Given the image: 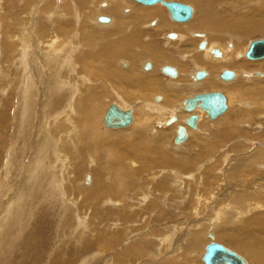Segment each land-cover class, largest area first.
I'll list each match as a JSON object with an SVG mask.
<instances>
[{"label": "rangeland", "instance_id": "1", "mask_svg": "<svg viewBox=\"0 0 264 264\" xmlns=\"http://www.w3.org/2000/svg\"><path fill=\"white\" fill-rule=\"evenodd\" d=\"M57 1L58 0H0V264H61L62 262H63V264H70V263L71 264H98L101 259L108 262L109 259L106 257V254H108L107 252H111V253L113 251L115 252L117 250V248H119L118 245L121 244L120 242L123 241L122 246H121V247H123L124 245L129 243L130 239L132 240V241H130V244L132 242H133V245L140 243V246H143V250L139 251V254L141 256L138 253L136 255V256H138V255L140 256L139 257L140 261L136 262V257H135L134 258V264H204L202 262V255H203L204 249L207 245L206 243H208L206 240L207 239L209 240L205 229L207 228V231L210 233L211 228H213V224H212V226H209V227L207 226V224L210 221L219 222L218 225H221L223 223L225 224V228L219 227L215 231V233L213 232V229H212L213 233L211 232V234H214V237L216 239H218L222 236H223L222 237L223 240L228 238V236H225L227 233L234 235V236L237 235L236 237L240 238L238 240H239V242H241L242 246L240 248H236L234 246V244H231L229 242L226 243L225 241H220L219 239L216 241L218 244H221L222 246H225L229 250L240 255L241 257H243L247 261L248 264H260V261H259L260 257L254 256L255 255L254 252L257 251L258 253H260V255L262 257L261 258V264H264V256H262V255H264V242H254L253 237L252 236L251 237L250 236L249 237L244 236L243 233L241 232V230L242 231H244V230L240 228V227H243V228H245V230L250 229V234H252L254 232V234L256 235V233H257L256 236H258V237H254L256 239L257 238L258 239H260V238L264 239V190H263V187H264V154L260 155L261 157L257 156V158L255 160H253L254 162L249 160L252 157L251 154L249 156V159L247 157V155H248L247 152L251 153V151L253 150L252 148L254 147V144L256 146L264 145V143H262L264 141L260 140L261 139L260 136H262V137L264 136V134H262V132L264 133V117H262V115H264V98H263V102H261V103H256V102L251 101L250 99H247V98H241L242 96L241 97L238 96L237 99H234V95L239 94V93H236L234 90L238 91L240 89H244L243 87H246V89H247V88H251V86L254 87L256 90H259V87H264V79L258 78L260 72H263V70L257 69V67H255L256 64L260 63V61H264V59L258 60V61H251V60H248L244 57V54L246 52V48L248 49L250 42L253 40L264 39V32H255V33H252L249 35H243V34L236 32V31H235L236 32L235 34H233L234 32H230V31H223V30L218 31V35H220L221 37L227 38L226 41L228 42V44L229 43L231 44V42H233V41H228L229 39H231V38H228V37H231V35H232V37H235V40L239 41V47H238L239 56L237 55V57H238V59H240L239 57L242 56V55L240 56V54L244 53L242 59L245 61L244 66H246V67H242V69H241L242 72H244L243 73L244 75H242L243 77L240 79L243 80L245 78V76H246L245 73L247 72V70H250L248 72H259V73L254 74V75H257V77L256 78L253 77L252 80L248 81L247 83L241 84V82L240 83L238 82L235 85L229 84L227 86L221 87V89L226 88L227 91L220 90V92H222L224 95H226L227 98L228 97L230 98L227 113L224 116H221L219 119H216L214 122L210 123L212 125H210V127H209V125H208L209 123L206 120L202 119V121H201V117H202V116H200L201 112L197 111L196 115L200 116V117H198V119H199L198 122L200 124L199 123L196 124L198 131L197 130L193 131V130L189 129L190 130L189 131L190 136L188 135L187 141L185 143H182L181 145H175L173 143L175 125L171 124L169 126H166V121L168 120V118H170L171 116L174 115L177 119H179L176 122L177 124L176 123H174V124H176L178 126L183 125V124H179V123L180 122L183 123L184 121H182V120H185L187 117H185L186 115L183 113L184 111H182L183 105H181V103H183V101L187 98V96L190 95L191 90L188 88H186L187 90L185 88H183L181 90H178V91H180L179 93L177 92L175 94H172L173 89L169 85L170 84V82L168 81L169 79L166 76L162 75L159 72V69L165 63H167L166 65H170L171 67H174L177 69L178 67H175L173 65V64H177V65H179L180 68H182L181 69L182 72L179 71V73H181L178 77L179 79L176 78V80H171V81H175V84L178 82H182V83L186 82L189 79H191V81H192V78H191L192 74L190 75L189 79L185 78L184 74H185V72H186V74H188L187 73L188 72V69H187L188 66L183 64L182 62H180L179 55H177V52H179V51L182 52V48L180 47L182 45L174 44L175 41L180 36L179 35L180 33H178L177 31H172V32L169 31L167 33H164L163 35H165V34L168 35V33L169 34H176L175 38L173 37V38L169 39L170 41L175 39L173 41L174 43L173 42L167 43L164 36L163 37L158 36L161 33L159 31L151 33L148 30H147L148 32L145 30L144 31L139 30L140 31L139 38H137L139 40L138 41V47H141V45L146 44L149 47H152L153 51H155L157 54L150 55V54H145L144 52H139L141 57L139 55L135 54V57L133 58L130 54L131 53H137V51H135V49H134V47H136L137 44H134L126 52H119L116 50L109 52L108 53L109 57L107 60L108 65L104 64V62H102V61H100L98 63L96 61H94L92 63V65H90V63H88L89 60L85 59V58L83 59V61H80L78 64V62H76L77 57L75 56V54H80L81 56H82V54H83V56H85V54H90L91 52H93V54H94V51L95 52L97 51L96 48L99 47V44L101 42L102 43H103V41L107 42V43L114 42V41H111V39L115 37L117 40L119 38L118 35H122L125 30L124 29L119 30L118 34H116L115 32L110 34L109 30L101 29L108 23H106V24L97 23L96 18L98 17V15L99 14H106L102 11V10H105L107 8V6H106V8L104 7L106 5V2H107L106 0H101L102 4L98 3L96 6L97 9L95 7H90V5L93 4V2L95 3L94 0H90L92 3L89 1V3H90L89 5H87L88 3L86 1L85 2L83 1V5L85 8L83 7L81 11L83 12V15L85 13V17L82 15L80 16V19L81 18L83 19L82 21L80 19L78 20L76 15H75V13L80 14V12H81L80 11L81 8H79L81 6H80V4H78L79 1H77V0H66L65 1L64 0L65 1L64 2L62 0L63 2L61 1L60 4ZM96 1H98V0H96ZM170 1H175V2H180L183 4H187L193 8V11L194 10L196 11V7L192 3H190L189 1H186V0H182V1L181 0H170ZM63 3H66L65 5H67V7H65V9L66 8L70 9V11H69V13L71 14V15L69 14L70 19H73V18L76 19V22L65 23L66 25L70 24L72 26L70 28V32H69L66 40L60 42L61 48H62V46L68 44L67 49L70 52L68 54V57L71 60L74 59L69 66L63 64V61H64L63 59L61 61H58L56 64H55V61L53 62L54 64H52V63L48 64L45 59H41V56H42L41 54H44V55L46 54L45 51L41 48L42 45L41 44L39 45V43H38V45L35 44L37 46H34V42L39 39L37 37L38 34L43 35L42 32H44V31L47 34V31L49 32L50 30H48L46 28H50V29L52 28L51 24H49L50 20H48L49 14L58 13L59 12L58 10L61 9V6L63 5ZM107 4H109V1ZM46 5L49 6V9L46 12L42 11L43 13H41V11H40V9H42L41 7H44ZM59 5H61L60 8H59ZM129 5L131 8L134 6L133 7V9H134L133 19L135 22H138V23H140L141 21H144L146 19L148 21H150L151 18L148 17V13L154 9H160L162 11L164 9L167 12V10L160 5L159 6L162 7L163 9L155 7V6L146 7V6L137 4V3L130 1V0H114L112 7H114L115 10H119V9H123V8L126 9V7ZM87 7H88V9H87ZM78 8H79V11L77 10ZM71 9L73 11H75V10L76 11L73 13V11H71ZM87 10H90L91 12L90 11L88 12ZM110 13H112V15L116 14L114 12H110ZM164 14L166 15L165 12H164ZM55 15H58V14H55ZM112 15L108 14L107 16H112ZM122 16L123 15H121L120 11H119L118 14H116V16H114V17L119 22L124 23V21L126 19ZM167 18H168L169 22L171 21L170 22L171 24H174L176 26L182 25V24L185 25V23L173 22L172 20H170L169 15L167 16ZM88 21H89V24H88L86 31L92 32V34H90V40L88 39L89 42L84 43L82 40V37L80 38V40L77 41L76 39L79 38L77 36H81V32L83 30L82 29V23H85ZM52 23H54V21ZM77 23H79V25ZM95 23H96V25H95ZM99 25L101 27L98 28ZM129 26L132 29V26L131 25H129ZM42 27H43V29H40ZM90 27H92V28H90ZM150 27H152V25ZM148 29H149V27H148ZM40 30H42L41 33H40ZM72 31H74V32H72ZM193 31L195 32L197 30H193ZM198 32L204 33L206 38L211 37L210 35L206 34V32H203V31H198ZM210 33L212 34V31ZM31 34L33 37L31 36ZM49 34L51 35V32H49ZM198 35L201 36L200 34H196L195 37L193 35H190L189 38L197 42V40L203 38V37L198 38ZM204 35H202V36H204ZM59 36H62V35H59ZM112 36H114V37H112ZM99 37L101 40L98 39ZM35 38H38V39L36 40ZM239 38H241V39H239ZM166 39H168V37H166ZM7 40H8L9 44H7ZM24 41L27 42L28 45H26V44L23 45V43H25ZM202 41H205V39ZM11 42H15L14 43L15 46H17L19 44H20V46H17V47H15L14 45L10 46ZM73 42H75V43H73ZM165 43H167V44H165ZM230 44L228 46L224 45V47L227 51L231 50ZM68 46H69V48H68ZM2 47L9 49L8 52H6L5 49ZM91 47H93L92 50H89V48H91ZM194 47H192L191 49L186 51V53H190V55H193L195 52V49H193ZM39 48H40V50L42 49V51H40ZM61 48L59 47V49H61ZM74 48H76V49H74ZM213 48H215V47H213ZM10 49L12 50L13 53L11 52ZM21 49H23V51ZM26 49H27V51H26ZM55 49L58 50V48H55ZM204 50H205V48L200 51L197 47V51L203 52ZM23 52H26L27 54L26 53L24 54ZM114 52L117 54L111 55ZM18 54L21 55V56L19 55L20 58H19L18 62L22 60V62H19L20 65L16 64L17 63L16 58H17ZM71 54H73V55H71ZM209 54H210V52H209ZM15 55H17V56H15ZM34 55H37V57L36 56L33 57ZM194 55H196V54H194ZM38 56L40 57V59ZM150 56H156V60L154 61V60L150 59L149 58ZM223 56L224 55L222 54V58H223ZM21 57H24L25 60ZM42 58H43V56H42ZM35 59L38 61H36ZM217 59L218 58H215V60H217ZM91 60L93 61V57H92V59H90V62H91ZM120 60H122L121 63H119ZM124 60H127L131 64L130 70L124 71L123 68L125 67L124 65H126ZM169 60L172 62H169ZM144 61H149L152 63L151 66L152 65L153 66H152L151 70L145 71V70L141 69V64ZM37 62H38V64H37ZM81 63H82V66L83 65L84 66L86 65V66L82 67ZM47 65H49V66H47ZM100 65L105 67L106 71L109 72V75L111 77L112 76L116 77L115 75H112V74H116L119 72V73H122L125 75H128V74L138 75V78L153 79V80L157 81L158 83L159 82L161 83L160 84L161 90H159V91H154V90L146 91L147 87H139L134 83L129 84V83L119 81L120 89L124 92L131 93L133 95V97H129V98L120 97L121 100H119V98L115 95V92H116L115 90L117 87L116 83L110 82L109 94L103 95V93H100L102 95V100H99V103L101 105L98 106V108H100L98 110H100V111L102 110V114L100 115L98 125H99V128L104 133L106 131H104L105 130L104 128H103L104 130L102 129V116H103L104 109L106 108V106L111 101H114L115 103H118V104L120 103L121 105H124V106H129V104H130L131 107L128 108V110L131 108H133L135 110V107H136L135 105H137V107L141 105L148 113H150V122L148 121V124H146L147 126H145V129L142 131L141 135L134 133V132H131V131L133 130V128H135L136 122L139 123V121L142 120L143 116L147 115V112L144 111L143 109H140L141 111L139 110L137 112V116H139V117L136 118V122L130 128H127L125 130L122 129L119 131L114 130L112 132H106L109 134H111V133L117 134L116 136H119L121 134L119 136V137H121V139L117 138L114 141L110 140V141L105 142L106 146H108L110 144H112V145L115 144V146H116V147L112 148V150H114L113 153H115L116 155L112 154L113 156L112 155L110 156L111 160L118 158V161H119L121 159V157L126 158L125 156H123L125 154V153L123 154V152H125V151H122V150H125L126 148H123L122 145L123 144L125 145L126 143L129 144V145L127 144V152H126V153H128L129 156L126 159H130L129 161H131V165L128 164L129 165L128 166L127 161L126 162L124 161L125 163L122 164L124 169L121 168L120 172L123 171L127 177L125 180V186L129 187V188H126L129 191H127V194L125 196L126 197L128 196V198L130 199V200H127V202L131 203L132 205L134 203V208L136 207V209H134V211L139 210L137 213H139V212L142 213V214H140V217L138 214L136 215V217H135L136 220L133 218V221H131V222H123V223L119 222V224H118V221L115 222L114 219L109 218V217H111V215H109L108 213H105V211L108 210V208L106 206L102 205V202L105 201V199L102 197L96 196V194H94L95 191L90 190V187L86 188V187L81 186L80 182L82 180H83L82 182H84V179L80 176L83 174L89 173L90 175H88V176L92 177L90 172H92L91 170L95 169V167H93L94 165H91L90 162L89 163L87 162V165L79 166V168L77 167V165H78L77 162H79V160H75V158L76 159H78V158L74 157L75 152L73 153V151H71L73 149V142L70 139V136H71L70 133H68L69 130H73V127L78 124L77 120H80V118L82 117V114L78 113L77 108H76V107H78L77 103H79L77 101H81L82 99L78 100L77 98L80 95H82L81 94L82 92L84 93L86 91L85 89L87 87H89V86L95 87L96 85L100 84L99 83L100 81H96L94 79H91V80L86 79V77H89V75H93L94 74L93 72L97 71V69H100L101 68ZM209 66L211 67V70L213 71L215 76L220 75L221 70L219 71L220 72L219 73L218 68L216 67V64L214 62H212ZM178 69H177V71H178ZM227 70H229V69H227ZM233 70L234 69H231V71L236 75L235 71H233ZM190 72L192 73V71H190ZM26 78L29 80V84H28V80H25ZM177 80H179V81H177ZM242 80H240V81H242ZM193 81H194V79H193ZM31 84L34 86L32 89L33 92H31L30 88H29L30 86H32ZM166 84H168L169 86ZM171 85H174V84H171ZM256 86L258 88H256ZM46 88L49 91H47ZM165 89H167V90H165ZM169 89H171V90H169ZM188 90H190L189 93H188ZM162 91H163V93H162ZM181 92H183V93H181ZM185 92H187L188 94ZM25 93H26V95H25ZM90 93H91V91L90 92L87 91L86 96H88ZM197 93H199V91ZM162 94H164V95H162ZM165 94H166V96H165ZM168 94H170V96ZM114 95H115V97H114ZM193 95L194 94L190 95V97H192ZM30 96H32V97H30ZM155 96L160 97V101L156 102L157 104L153 100V98ZM162 96H165V101H164L163 105L162 104L160 105L159 103H161L163 100ZM169 97L172 98L174 106L177 102L180 101L179 105L175 106V109H174L175 112L172 111L173 110L172 108H167V107H169V103H168ZM190 97L188 96V98H190ZM263 97H264V95H263ZM130 98L132 99V101ZM56 99H57V101H56ZM138 99H140L142 102L139 101ZM24 100H26V101H24ZM42 100H43V102H42ZM133 100H134V102H133ZM30 101H32V102H30ZM130 101H131V103H130ZM136 101H137V103H136ZM29 102H30V104H28ZM138 103H139V105H138ZM232 103H233V105H232ZM244 103L250 104L251 110H249V111L242 110V109H245V107L246 108L249 107L248 105L245 106ZM51 104L52 105L55 104V105L52 106ZM118 104H116V105H118ZM256 104H258V107L260 108L259 112L257 110L258 108L255 107ZM149 105L152 106L153 108L151 109V107ZM240 105L242 107H240ZM25 106H27V108ZM132 106H135V107H132ZM41 107H44V110H41ZM119 107L122 108L121 106H119ZM147 107H149V109ZM254 107L257 109L255 110ZM178 108H181L182 112L179 111ZM153 109H155V111H156V109L162 110L165 113H164V115L159 114L156 116L154 114L155 111ZM168 111L169 112L172 111L171 112L172 114L169 117H168V115H169ZM178 111L180 112L181 115L179 114ZM234 111L237 113L240 112V114H242V116H241L243 118V119H241L242 121L234 118V113H233ZM179 115H180V117H179ZM86 117H87V115H85V118ZM133 117H135V116H133ZM163 118H165V119H163ZM180 118H182V119H180ZM20 119H22L24 122H30L29 126H32L30 131H29V134H27V135L23 134L25 137H23V135H21L20 132L17 131L19 127H20L19 131L21 130L22 127H24V125H21L20 122L22 120L20 121ZM221 119H223V120H221ZM156 121H160V123H159V125L161 124L160 126H162L164 128L166 127L165 131H167V139L165 140V143L162 146V150L164 153L168 154V156H169L168 158H171L176 162V164L175 163L172 165L170 164V166L175 165L178 168H180L179 165H177V161H178L179 163L181 162V164L185 163L186 167H184V169L180 168V169L176 170L173 168H170V169L168 168L164 171H161L163 167L160 166L159 170H154V171H151L150 173H147L149 171V169H154L153 167H151L152 165L150 163V160H146V162H148V163L145 164L146 163L145 161L144 162L139 161V158L135 157L134 153H132V152H134L135 148H137L136 144L141 143V145H139V146H141L142 149H143L144 145H146V144L151 145L152 144L151 142L154 140L157 133H159L161 131L159 129L160 127L156 126L157 125ZM232 121H234L233 126H231ZM215 122L217 125L215 124ZM236 122H237V124H235ZM238 122H240V123H238ZM14 125H15V127H14ZM224 126H227V127L224 128ZM35 128H40L38 130V132L39 131L40 132L38 133L35 130ZM138 128L141 129V126ZM215 128H218L221 131L227 130V135L230 134L231 136L229 135L228 137H226V139H222L218 136V134L221 131H219ZM157 129H159V130H157ZM172 129H173V132H172ZM229 130H230V133L228 132ZM234 130H235V132H234ZM108 131H110V130H108ZM127 131L130 133H128ZM154 131H156V134L153 133ZM66 132L68 133L67 139H66V137H67ZM125 132H127V133H125ZM216 132L218 134H216ZM65 133H66V135H65ZM125 134L127 135L126 137H125ZM128 136H129V138H127ZM45 137L47 138L46 140H47L48 144L43 142L42 146L45 149V153H43V154L41 153L42 154L41 155V154H39V151H40L39 147L37 148V151H35L33 149V146L38 144ZM199 138L201 141L199 140ZM39 139H40V141H39ZM124 139H125V141H124ZM62 140L63 141L65 140V141L63 142ZM225 140H226V142H225ZM207 141L208 142L211 141L210 142L211 145L214 143L213 144L214 148L211 149V151H210L211 153L204 155L201 150L199 151V149H201V145L208 143ZM112 142H114V144ZM149 142H150V144H149ZM231 142H233V143H231ZM254 142H256V143H254ZM22 143L23 144L25 143L24 147H23ZM87 143L91 147L90 153L92 155L94 153L93 156H96L97 153L100 154L101 150H104L107 153L108 149H110V148H104V149L102 148L98 151V149L95 146H93L91 143H89V142H87ZM238 143H239V145H238ZM251 143H253L252 144L253 147H252ZM258 143H260V144H258ZM53 144H54V146L55 145L56 146L53 147ZM70 144L72 145V148L70 147ZM224 144H226L225 148H223ZM231 144L234 145V147H232V149H231ZM216 145H218V146H216ZM243 145L246 146V149L244 148L245 146L242 147ZM119 146L122 147V150L119 149ZM133 146H135V148ZM81 148L86 150L84 146ZM18 150L21 152L18 153ZM236 151H238V152H236ZM262 151L264 153V150H262ZM146 152H147V150H145L144 153L146 154ZM242 153H244L245 155ZM35 154H37V155H35ZM230 154L233 156H230ZM235 154H237V156ZM44 155H46V156H44ZM34 156H36V157H34ZM199 156H202V158L200 159ZM154 158H156V157L154 156ZM226 158L229 160L227 161ZM243 158L248 159L247 162ZM257 159L259 160L258 162L256 161ZM35 160L36 161L38 160L40 163L36 162ZM33 161H35V162H33ZM104 162H106V159ZM107 163H106V166L109 165ZM256 163L258 165H256ZM247 164H248V166H246ZM29 166H31L30 168L32 169V173H34V170H35L34 168L37 169V170H35V172H36L35 173L36 174L35 180L36 181L35 180L30 181V179H34L32 177L35 175L32 174L33 176H31V175H28V173H26L27 172L26 169H28ZM258 166H260V167H258ZM13 167H14V170H13ZM129 167H133V168H129ZM144 167H145V170H140V169H144ZM146 168H147V170H146ZM244 168H248V169H244ZM260 168H261V170H260ZM46 169H47V171H46ZM87 169H89V170H87ZM98 169L103 170V164H98V168H96V171ZM132 169L134 171H132ZM195 170H197V171H195ZM247 170H249V171H247ZM254 170H255V172H254ZM41 171H42V173L40 174ZM10 172H11V174H10ZM37 172H38V174H37ZM144 172H145V174H144ZM174 172H175V174L172 175V173H174ZM231 172H233V173H231ZM167 173H168V176H167ZM176 173H178L179 175ZM257 173H260V174H257ZM46 174H48V175H46ZM128 174L132 177H135V178L137 176V178H139L138 180H140V181H136L134 184H131V182H130L131 180H127L128 176H129ZM189 174H191L193 177H191ZM252 174H254V175H252ZM45 175L47 176L46 178L48 179L49 184H51V182H56L58 185H62V188L58 189L57 191L49 192L50 194L46 193L47 194V195L45 194L46 198L45 197L43 198L44 193L40 194L38 192L36 197H35L36 199L38 197V199L36 200V199H34V197L32 195H33V192L36 191L40 185H42L44 183L42 185L44 187H41V189L42 190L45 189V191L47 189L49 190L48 184L45 183L47 181L43 179V177H45ZM134 175H136V176H134ZM49 177H51V179ZM189 177H191V178H189ZM218 178H220V180H222V181H219ZM173 179L175 181H180V183H184V185L185 184L186 185L184 186L183 184L179 183L180 184V186H179V184H177V183L175 184ZM22 180H24V181H22ZM38 180H40V181H38ZM37 181H38V183H37ZM105 182H106V180H105ZM190 182H193L194 185H192V183H190ZM158 183L160 184V187H159V189H157V187L155 189L154 187ZM195 183L197 184V186H198V183H201V185H199V187L204 186V188H208L209 191L204 189L203 187L202 188L198 187L197 197L194 194H190V196L192 195L190 197L188 193L191 192V189L192 190L196 189ZM247 185H248V187H246ZM249 185H251V186H249ZM112 186H113V184L111 183V186L109 185V187H112ZM177 186H179L178 187L179 189L176 188ZM15 187H17V188L19 187L18 188L19 190H14ZM102 187H104V186H102ZM114 187H115V183H114ZM243 187L246 189H244ZM251 187H252V189H251ZM82 188L85 191H83ZM217 188H219V189H217ZM86 189H88V190H86ZM221 189H222V191H221ZM259 190H261V191H259ZM28 192H29L28 196L25 199H23L24 196ZM56 192L63 193V195H64L63 199L64 200L61 199L58 201L57 200L58 197L56 196L57 195ZM84 192H86V193H84ZM165 192H167L166 193L167 197H165V194H164ZM168 192L172 193L173 195L168 194ZM209 194H210V196H209ZM177 195H178V197H177ZM221 195H223V196H221ZM88 196H91L92 199ZM169 196H172V197H169ZM228 196H229V198H228ZM201 198H202V203L205 206L203 207V204L200 203L199 207H196V209H195V206L193 205V200L194 199L198 200ZM21 199L25 200L24 201L25 203ZM89 199H91L90 200V202L92 201L91 203L89 202ZM145 199L147 201H145ZM40 200H42V201L40 202ZM143 201H145L147 204L142 206L140 204L141 203L143 204ZM110 203L111 202H107L108 207H109ZM115 203H118V201ZM176 203H177V206H176ZM61 204L65 205V207H63ZM159 204H161V205H159ZM257 204H258V206H257ZM71 205H73L75 207H73ZM145 206L147 208H150V209H147V212L148 213L150 212L148 215H147V212L145 210ZM153 206H154V208H153L154 210L153 209L151 210V207H153ZM99 209H101V210H99ZM148 210H151L152 212L148 211ZM63 211H64V213H63ZM109 211L113 212L114 210L109 209ZM196 212H198L197 217L194 219L191 215L195 214ZM104 213L106 215H109V216H107V217L104 216ZM216 215H218V216H216ZM75 217L81 219L82 222L80 221V225H78V224L76 225L77 220H74ZM215 217L218 220H216ZM192 218L194 219V222H193ZM234 220H235V223L233 222ZM245 222L246 223L253 222V223H255V225L253 226L252 224H245ZM256 222H257V225H256ZM195 225L200 230V232H197L198 229L196 227H194L195 230H193V231L191 230V229H193L192 226H195ZM76 226H78V228ZM112 227H113V229H112ZM254 227H255V229H258L259 231H253L252 228H254ZM123 228H125V229H123ZM114 229H116V230H114ZM162 229L164 230V232L162 231ZM226 229H228V230H226ZM172 230H173V232H172ZM121 231H123V232H121ZM132 231L133 232L135 231V232L133 233ZM194 231H196L198 234ZM104 232H106V233H104ZM258 232H260L261 234H259ZM160 233H162V234H160ZM143 235L147 239L143 238V240L141 241ZM161 235L164 237H162ZM99 236H101V237H99ZM104 236H106V237H104ZM147 236L150 238H148ZM194 236H197V238H199L198 240L200 242H198L197 245L191 246L190 242L194 238ZM111 237L117 238V240H114L115 241L114 244L112 241H110V239H112ZM140 237H141V239H140ZM135 239H138L139 241H137ZM98 240L99 241L101 240L102 242H106V240H107V241H109L107 246L112 247L109 251L106 252V254L100 255L101 257L98 256V254H95V253H97L96 252L97 249L94 246H93V248L90 246ZM85 243H87V244H85ZM152 246H153V248H152ZM83 247H84V249H83ZM89 247H91V248H89ZM113 247H116V248L113 249ZM157 247H159V248H157ZM92 249H93V251H92ZM251 249H252V251H251ZM117 254H118V251H117ZM95 255H97V256H95ZM71 259H72V261H71ZM122 264H125V263H122ZM126 264H133V262L132 263L127 262Z\"/></svg>", "mask_w": 264, "mask_h": 264}, {"label": "bare ground", "instance_id": "2", "mask_svg": "<svg viewBox=\"0 0 264 264\" xmlns=\"http://www.w3.org/2000/svg\"><path fill=\"white\" fill-rule=\"evenodd\" d=\"M62 0H58L57 2L60 4V2H61ZM64 1V0H63ZM62 1V2H63ZM66 1V0H65ZM64 1V2H65ZM77 1H79L78 2V4H80V6L81 7H79V8H81L80 9V11L82 10V8L84 7V5H83V1L85 2H87L88 4L87 5H89L90 3H89V1L90 0H77ZM95 1V3L93 2V4H91L90 5V7H95L96 9H97V4L98 3H100V4H102V2H101V0H98V1H96V0H94ZM107 2H106V5L104 6L105 8H106V6H107V8L105 9V10H102L104 13H106V14H99L98 16H106V17H109V22H108V24H106L103 28H101V29H107V30H109L110 32V34L111 33H113V32H115L116 34H118V31L119 30H121V29H124L125 31H124V33L122 34V35H118L119 36V38L116 40V38L114 37V36H112V37H114V38H112L111 39V41H114V42H110V43H107V42H104L103 41V43L101 42L100 44H99V47L98 48H96V52L94 51V54H93V52H91L90 54H85V56H83V54H82V56L80 55V54H75V56L77 57V61L76 62H78V64H79V62L80 61H83V59L85 58V59H88L89 61H88V63H90V65H92V63L94 62V61H96L97 63L98 62H100V61H102V62H104V64H106V65H108V62H107V60H108V57H109V52H111V51H119V52H126L128 49H130L134 44H137L136 45V47H134V49H135V51H137V53H131L130 55L134 58L135 57V54H137V55H139L140 56V53L139 52H144L145 54H150V55H155V54H157L155 51H153V49H152V47H149L148 45H146V44H144V45H141V47H138V39L137 38H139V33H140V31H149V32H151V33H154V32H156V31H159V32H161L158 36H160V37H165V40H166V42L167 43H170V42H173L174 40H172V41H170L169 39H171V38H168V39H166V37H167V35L165 34V35H163L164 33H167V32H169V31H177L178 33H180L179 35V37H178V39L175 41V43L174 44H176V45H182V46H180L181 48H182V52L181 51H179V52H177V55H179V60H180V62H182L183 64H185V65H187L188 66V74H186V72H185V74H184V76H185V78L187 79H189L190 78V75L192 74V81H191V79H189V80H185L186 82H178V83H176L175 84V81H171V80H176V78H178L179 77V75L181 74V73H179V71H181V69L182 68H180L179 67V65H177V64H173L175 67H178L177 69H178V71H177V69H176V72H177V75H176V77H173V78H170V77H167L169 80V82H170V87H172V94H175V93H179L180 91H178V90H181V89H183V88H188V89H190V90H188V93H189V91L191 92L190 93V95H192V94H203V93H209L210 91L211 92H220V90H224V91H227V89L226 88H223V89H221V87H224V86H227V85H229V84H236V83H240L241 82V84H243V83H247L248 81H251L252 80V78L254 77V78H256L257 77V75H254V74H258L259 72H248V71H250V70H247V72L245 73V78L242 80V79H240V78H242L243 76L242 75H244L243 73L244 72H242V67H246V66H244V64H245V61L242 59L243 58V54L244 53H242V54H240V56L241 57H239L240 59H238V57H237V55L239 56V53H238V47H239V41L238 40H235V37H232V35H231V37H228V38H231V39H229L228 41H233V42H231V44H230V49L231 50H226L225 49V47H224V45H229L228 44V42L226 41V39L227 38H225V37H221L220 35H218V31L219 30H223V31H230V32H234L233 34H235L236 32H239V33H241V34H243V35H249V34H252V33H255V32H264V0H186V1H189L190 3H192L195 7H196V11L194 10V11H192V15H191V18H190V20H188L187 22H176V23H185V25L184 24H182V25H178V26H176V25H174V24H171L170 22H169V20H168V18H167V14H168V12H166L162 7H160L161 5L160 4H154V5H151V6H146V7H153V6H155V7H158V8H161V9H163V11L162 10H160V9H154V10H152V11H150L149 13H148V17L149 18H151V20L150 21H148L147 19L146 20H144V21H141L140 23H138V22H135L134 21V19H133V11H134V9H133V7L131 8L130 7V5L129 6H127L126 7V9L125 8H123V9H119V10H115V8L114 7H112V5H113V2H114V0H106ZM108 1H109V4H107L108 3ZM164 1H168V0H164ZM182 1V0H181ZM53 2V1H52ZM91 2V1H90ZM169 2H175V1H170L169 0ZM47 3V2H46ZM92 3V2H91ZM180 3V2H179ZM62 4V3H61ZM66 3H63V5L61 6V5H59V8H60V6H61V9L60 10H58L57 12L58 13H55V14H58V15H55L54 13L53 14H49V17H48V20H50L49 22V24H51V29L50 28H46V29H48V30H50L49 32H51V35L49 34V32L47 31V34L45 33V31L44 32H42V30H40V33L42 32L43 33V35L42 34H38V38H35L37 41H35L34 42V46H37L38 45V43H39V45L41 44L42 45V49L45 51V55L44 54H41L42 56H43V58H42V56H41V59H45L46 60V62L48 63V64H50V63H52V64H54L53 62L55 61V64L58 62V61H61L62 59L64 60L63 61V64L64 65H67V66H69L71 63H72V61L74 60H71L69 57H68V54L70 53L69 52V50L67 49V45H64V46H62V48H61V46H60V42L61 41H65L66 40V38H67V36H68V34H69V32H70V28H71V26L72 25H66L65 23H70V22H76V19L75 18H73V19H70V13H69V11H70V9L68 8H66L65 9V7H67V5H65ZM86 4V3H85ZM157 5V6H156ZM160 5V6H159ZM56 6V5H55ZM75 6V5H74ZM73 7V6H72ZM71 7V8H72ZM76 7V6H75ZM40 8V7H39ZM42 9H40V11H41V13H43L42 11H47L48 9H49V6L48 5H46V6H44V7H41ZM77 8V7H76ZM79 8L77 9L78 11H79ZM85 8V7H84ZM192 8V7H191ZM73 9V8H72ZM71 9V11H73ZM87 9H88V7H87ZM192 10H193V8H192ZM76 11V10H75ZM75 11H73V13L75 12ZM84 11V10H83ZM88 12L90 11V10H87ZM120 11V14L121 15H123L122 17H124L126 20L124 21V23H121V22H119L114 16H116V14H118V12ZM91 12V11H90ZM110 12H114V13H116L115 15H112V13H110ZM164 12L166 13V15L164 14ZM65 15H64V14ZM195 13V14H194ZM46 14V13H45ZM70 14V15H69ZM108 14H110V15H112V16H107ZM43 15V14H42ZM75 15H76V17H77V19L79 20L80 19V16L82 15V16H84L85 17V13H84V15H83V12L81 11L80 12V14H77V13H75ZM91 16V15H90ZM72 17V16H71ZM147 17V18H148ZM50 18V19H49ZM88 18V17H87ZM167 18V19H166ZM89 19V18H88ZM46 20V19H45ZM81 21L83 20L82 18L80 19ZM54 21V23H52ZM173 22H175V21H173ZM78 25H79V23H77ZM88 24H89V21L88 22H85V23H82V32H81V36H77V37H79L78 39H76L77 41L78 40H80V38L82 37V40H83V42L85 43H87V42H89V40H90V34H92V32L90 31V32H87L86 30H87V27H88ZM87 25V26H86ZM94 25V24H93ZM95 25H96V23H95ZM129 25H131L132 26V29L130 28V26ZM152 25V27H150ZM154 26V27H153ZM76 27V26H75ZM94 27V26H93ZM99 27H101L100 25L98 26V28ZM136 27V28H135ZM148 27H149V29H148ZM184 27V28H183ZM90 28H92V27H90ZM40 29H43V27L42 28H40ZM45 30V29H44ZM140 30V31H139ZM193 30H197V31H193ZM147 31V32H148ZM193 31V32H192ZM198 31H203V32H206V34H208V35H210L211 37L210 38H206V36L204 35V33H202V32H198ZM212 31V34L210 33ZM236 31V32H235ZM72 32H74V31H72ZM107 32V31H106ZM176 32V33H177ZM62 33V34H61ZM104 33V32H103ZM177 33V34H178ZM226 33V32H225ZM79 34V33H78ZM196 34H200L201 36H199L198 35V38L199 37H203L202 39H199V40H197V42L196 41H194V40H192V39H190L189 37H190V35H193L194 37H195V35ZM59 35H62V36H59ZM168 35H169V33H168ZM176 35V34H175ZM202 35H204V36H202ZM13 36V35H12ZM15 36V35H14ZM31 36H32V34H31ZM19 37V36H18ZM33 37V36H32ZM98 37V36H97ZM69 38V37H68ZM175 38V37H174ZM30 39V38H29ZM89 39V40H88ZM98 39H100V37L98 38ZM205 39V43H206V46H205V50L203 51V52H200V51H197V47H198V45H199V43L202 41V40H204ZM239 39H241V38H239ZM34 40V39H33ZM101 40V39H100ZM235 40V41H234ZM21 41V40H20ZM10 42V41H9ZM25 42V41H24ZM81 42V41H80ZM13 43V44H12ZM14 43L15 42H11V44H10V46H12V45H14ZM19 43V42H18ZM73 43H75V42H73ZM167 43H165V44H167ZM223 43V44H222ZM7 44H9L8 43V40H7ZM24 44H26V45H28L27 44V42H25V43H23V45ZM33 44V43H32ZM35 44H37V45H35ZM143 44V43H142ZM248 44V43H247ZM140 45V44H139ZM187 47H186V46ZM8 46V45H7ZM15 46V45H14ZM17 46H20V44L19 45H17ZM17 46H15V47H17ZM79 46V45H78ZM170 46V45H169ZM195 46V47H194ZM25 47V46H24ZM59 47L61 48V49H59ZM192 47H194L193 49H195V52H194V54H196V55H190V53H186V51H188L189 49H191ZM213 47H215L216 49H218L219 51H220V53H221V57H214L213 55L211 56L210 54H209V52H210V50L213 48ZM2 48H4V47H2ZM55 48H58V50H56ZM68 48H69V46H68ZM71 48V47H70ZM77 48V47H76ZM76 48H74V49H76ZM92 48L93 47H91V48H89V50H92ZM227 48V47H226ZM5 49V51L6 52H8V50L9 49H7V48H4ZM18 49V48H17ZM20 49V48H19ZM42 49L40 50V48H39V50L40 51H42ZM72 49V48H71ZM199 49V48H198ZM11 50V49H10ZM22 51H23V49H21ZM246 50H247V48H246ZM4 51V52H5ZM25 51V50H24ZM26 51H27V49H26ZM75 51V50H74ZM11 52H12V50H11ZM39 52V51H38ZM37 52V53H38ZM52 52V53H51ZM77 52V51H76ZM75 52V53H76ZM200 52V53H199ZM13 53V52H12ZM24 54L26 53V52H23ZM22 53V54H23ZM42 53V52H41ZM80 53V52H79ZM27 54V53H26ZM117 53H112L111 55H116ZM222 54L224 55L223 56V58H222ZM12 55V54H11ZM20 54H18V56L17 55H15V56H17V58H16V60H17V63L16 64H19L20 65V63L19 62H22V60L21 61H19L18 62V60H19V58H20V56H19ZM38 55V54H37ZM37 55H34L33 57H37ZM71 55H73V54H71ZM123 55V54H122ZM6 57V56H5ZM39 57V56H38ZM92 57H93V61L91 60V62H90V59H92ZM96 57V58H95ZM141 57V56H140ZM245 57V56H244ZM15 58V57H14ZM21 58H23L24 60H25V58L24 57H21ZM125 58V57H124ZM150 59H152V60H156V56H150L149 57ZM215 58H218L217 60H215ZM221 58V59H220ZM13 59V58H12ZM39 59H40V57H39ZM264 58H262V59H260V60H263ZM33 60V59H32ZM36 60V59H35ZM171 60V59H170ZM169 60V62H172V61H170ZM11 61V60H10ZM36 61H38V60H36ZM110 61V60H109ZM121 61L122 60H120L119 61V63H121ZM125 61V63H126V65H124L125 67L123 68L124 69V71H127V70H130L131 69V64L127 61V60H124ZM251 61H258V60H251ZM42 62V61H41ZM145 62H148V63H150V68L149 69H147V70H145V71H148V70H151V68H152V66H151V62H149V61H144L142 64H141V69H142V66H143V64L145 63ZM212 62H214L215 64H216V67L218 68V72L220 71V72H222L223 70H227V69H229V70H231V69H234L233 71H235V73H236V75L234 74V77H233V79H231V80H229V81H224V80H221L220 78H219V75H217V76H215V74L213 73V71L211 70V67L209 66ZM26 63V62H25ZM24 63V64H25ZM44 63V62H43ZM46 63V64H47ZM61 63V62H60ZM87 63V64H88ZM12 64V63H11ZM37 64H38V62H37ZM36 64V65H37ZM103 64V65H104ZM167 63H165V64H163L162 66H164V65H166ZM27 65V64H26ZM44 65V64H43ZM98 65V64H97ZM47 66H49V65H47ZM81 66H82V63H81ZM84 66V65H83ZM82 66V67H83ZM86 66V65H85ZM84 66V67H85ZM88 66V65H87ZM101 66V68L100 69H97V71H95V72H93L94 74L93 75H89V77H86V79H88V80H91V79H94V80H96V81H100L99 83L100 84H98V85H96L95 87H92V86H89V87H87L85 90V92L83 93H81L82 95H80L77 99L79 100H81V101H77V102H79V103H77V106L78 107H76L77 108V112L78 113H81L82 114V117L80 118V120H77L78 121V124L77 125H75L74 127H73V130H69V132L68 133H70V139L72 140V142H73V149L71 150V151H73V153L75 152V154H74V157H77L78 159H76L75 158V160H79V162H77L78 163V165H77V167L79 168V166H82V165H87V162L89 163L90 162V164L91 165H94L93 167H95V169H93V170H91L92 172H90L91 173V175H92V177L91 176H88V175H90L89 173L88 174H83V175H81L80 177H82L83 179H84V177L87 175V177H88V180L87 181H85V182H80L81 183V186H83V187H86V188H89L90 187V190H92V191H95L94 192V194H96V196H99V197H102V198H104L105 199V201H103L102 202V205L103 206H106L107 208H108V210H106L105 211V213H108L109 215H111V217H109V218H111V219H114V221L116 222V221H118V224H119V222H121V223H123V222H131V221H133V218L135 219V217H136V215L138 214L139 215V217H140V214H142V213H137L138 211H134V209H136V207L134 208V203H133V205L131 204V203H128L127 202V200H130L129 198H128V196L126 197L125 195L127 194V191H129L128 189H126V188H129L128 186H125V180H126V174L122 171V172H120V170H121V168H123V165L122 164H124L126 161H127V165L129 164V165H131V161H129L130 159H126V158H128V153H126L127 152V144L128 143H126L124 146L122 145V147L123 148H126L125 150H122V147L121 146H119V149L120 150H122V151H125V152H123V156H125L126 158H122L121 157V159L118 161V158H116V159H113V160H111V158H110V156L113 154V155H116L115 153H113V151L114 150H112V148H114V147H116L115 146V144H114V142H112L114 145H112V144H110V145H108V146H106V144H105V142H107V141H110V140H112V141H114L115 139H117V138H119V139H121V137H119V136H116L117 134H109V133H106V132H112V131H114V130H121V129H123V130H125L126 128H130L131 126H133V124L136 122V118L137 117H139V116H137V112L140 110V109H143L144 111H146L141 105L140 106H138L137 107V105H135L136 103H137V101H136V103L134 104L136 107H135V110L133 109V108H131V109H129V110H131V118H132V120H131V123L128 125V126H126V127H123V128H120V129H107V128H105V127H103V124H102V129L104 128V129H106V130H104V131H106L105 133L99 128V125H98V121H99V118H100V115L102 114V110L100 111V110H98V109H100V108H98V106L99 105H101L100 103H99V100H102V95L100 94V93H103V95L104 94H109V91H110V82H113V83H116V85H117V87H116V92H115V95L119 98V100H121L120 99V97H126V98H129V97H133V95L131 94V93H127V92H124V91H122L121 89H120V87H119V81H121V82H125V83H129V84H131V83H134V84H136L137 86H139V87H147L146 88V91H152V90H154V91H159V90H161V83L159 82H157V81H155V80H153V79H141V78H138V75H130V74H128V75H125V74H122V73H116V74H112V75H115L116 77H114V76H110L109 75V72H107L106 71V69H105V67L104 66H102V65H100ZM166 66H169V67H171L170 65H166ZM21 67V66H20ZM73 67V66H72ZM120 67V66H119ZM255 67H257V69H261V70H263V72H260V74H259V76H258V78L259 79H264V61H260V63H258V64H256V66ZM87 68V67H86ZM91 68V67H90ZM172 68H174V67H172ZM190 68V69H189ZM46 69V68H45ZM140 69V70H141ZM223 69V70H222ZM249 69V68H248ZM89 70V69H88ZM143 70V69H142ZM205 71L206 72V77H204L203 79H201V80H195L194 79V73L196 72V71ZM67 71V70H66ZM91 71V70H90ZM89 71V72H90ZM190 71H192V73L190 72ZM254 71V70H253ZM68 72V71H67ZM182 72V71H181ZM190 72V73H189ZM219 72V73H220ZM71 73V72H70ZM88 73V72H87ZM86 73V74H87ZM218 73V74H219ZM29 74V73H28ZM140 76V75H139ZM165 76V75H164ZM215 76V77H214ZM261 76V77H260ZM142 77V76H141ZM179 79V78H178ZM193 79H194V81H193ZM25 80H28L27 78L25 79ZM219 80V81H218ZM240 80H242V81H240ZM167 81V82H168ZM177 81H179V80H177ZM227 82V83H226ZM229 82V83H228ZM90 83V82H89ZM166 83V82H165ZM164 83V84H165ZM28 84H29V80H28ZM59 84V83H58ZM70 84V83H69ZM75 84V83H74ZM91 84V83H90ZM168 84H166V85H168ZM171 84H174V85H171ZM32 85V84H31ZM168 85V86H169ZM30 86V85H29ZM58 86V85H57ZM115 86V85H114ZM33 85L32 86H30L29 88H30V91L31 92H33L32 91V89H33ZM52 87V86H51ZM76 87V86H75ZM167 87V86H166ZM63 88V87H62ZM169 88V87H168ZM244 89H240V90H238V91H236V90H234L236 93H239V94H237V95H234V99H237L238 98V96L239 97H241V98H247V99H250L251 101H254V102H256V103H261V102H263V95H264V87H259V90H256L254 87H252L251 86V88H247L246 89V87H243ZM256 88H258L257 86H256ZM47 89V88H46ZM52 89V88H51ZM238 89V88H237ZM164 90V89H163ZM165 90H167V89H165ZM169 90H171V89H169ZM187 90V89H186ZM29 91V90H28ZM42 91V90H41ZM47 91H49L48 89H47ZM80 91V90H79ZM90 92L91 91V93L88 95V96H86V92ZM199 91V93H197ZM30 92V93H31ZM167 92V91H166ZM28 93V92H27ZM162 93H163V91H162ZM181 93H183V92H181ZM185 93H187V92H185ZM184 93V94H185ZM187 93V94H188ZM222 93V92H221ZM223 94V93H222ZM24 95V94H23ZM25 95H26V93H25ZM28 95V94H27ZM113 95V94H112ZM115 95H114V97H115ZM162 95H164V94H162ZM169 96H170V94H168ZM190 95H188L189 97H190ZM224 95V94H223ZM40 96V95H39ZM52 96V95H51ZM165 96H166V94H165ZM165 96H162V98H163V100H162V102L161 103H159L160 105L162 104L163 105V103H164V101H165ZM188 96H187V98H188ZM225 96V100H226V105H227V110L223 113V114H221V115H219V116H217V118H215L214 120H210L208 117H207V115H206V113L205 112H203L202 110H200L199 108H195L194 110H192L191 112H187V111H185L184 110V108H183V110L182 111H184L183 113L186 115L185 117H189L190 115H196V112L197 111H199V112H201L200 114V116H202L201 117V121H202V119H204V120H206L209 124V127H210V125H212V124H210V123H212V122H214L216 119H219L221 116H224L226 113H227V111H228V104H229V102H230V98L228 97L227 98V96L226 95H224ZM30 97H32V96H30ZM82 97V98H81ZM89 97V98H88ZM40 98V97H39ZM232 98V97H231ZM76 99V100H77ZM131 99V98H130ZM137 99V98H136ZM233 99V98H232ZM254 99V100H253ZM54 100V99H53ZM61 100V99H60ZM139 101H141L140 99H138ZM153 100H154V98H153ZM24 101H26V100H24ZM46 101V100H45ZM56 101H57V99H56ZM64 101V100H63ZM62 101V102H63ZM131 101H132V99H131ZM131 101H130V103H131ZM158 101H160V97H159V100H154V102L156 103V102H158ZM28 102V101H27ZM26 102V103H27ZM30 102H32V101H30ZM30 102L28 103V104H30ZM42 102H43V100H42ZM133 102H134V100H133ZM142 102V101H141ZM180 102V101H179ZM179 102H177L176 104H175V106H177V105H179ZM243 102V101H242ZM57 103V102H56ZM115 102L114 101H111L107 106H106V108L110 105V104H114ZM168 103H169V107H167V108H172L173 110L172 111H174V109H175V106H174V104H173V100H172V98L171 97H169V99H168ZM23 104V103H22ZM61 104V103H60ZM116 104H118V103H115L114 105L119 109V110H121V111H124V110H128V108H130L131 107V105L129 104V106H124V105H121L120 103L118 104L119 106H121L122 108H120L118 105H116ZM124 104V103H123ZM157 104V103H156ZM158 104V105H159ZM231 104V103H230ZM242 104V103H241ZM245 104V106H249V107H245V109H242V110H244V111H249V110H251V105L250 104H248V103H244ZM32 105V104H31ZM52 105V104H51ZM53 105H55V104H53ZM52 105V106H53ZM58 105V104H57ZM133 105V104H132ZM138 105H139V103H138ZM182 105H183V103H182ZM232 105H233V103H232ZM30 106V105H29ZM42 106V105H41ZM150 106V105H149ZM154 106V105H153ZM157 106V105H156ZM253 106V105H252ZM26 108H27V106H25ZM45 107V106H44ZM44 107H41V110H44ZM132 107H134V106H132ZM151 107V109L153 108L152 106H150ZM240 107H242L241 105H240ZM255 107H257V108H255ZM255 107H254V109L256 110H258V112L260 111V108L258 107V104H256L255 105ZM106 108L104 109V112H105V110H106ZM148 109H149V107H147ZM30 109V108H29ZM150 109V110H151ZM179 109V111H181V108H178ZM154 111H155V109H153ZM73 111V110H72ZM141 111V110H140ZM171 111V112H172ZM178 111V112H179ZM181 111V112H182ZM37 112V111H36ZM45 112V111H44ZM71 112V111H70ZM104 112H103V114H104ZM147 112V111H146ZM153 112V111H152ZM171 112H169L168 111V113H169V115H168V117L172 114ZM175 112V111H174ZM177 112V111H176ZM262 112V111H261ZM43 113V112H42ZM164 111H162V110H158V109H156V111H155V115L157 116V115H159V114H163L164 115ZM234 113V118L235 119H239L240 121H242L241 119H243L241 116H242V114H240V112H233ZM140 114V113H139ZM152 114V113H151ZM179 114H180V112H179ZM261 114V113H260ZM263 114V113H262ZM27 115V114H26ZM39 115V114H38ZM71 115V114H70ZM85 115H87V117L85 118ZM142 115V114H141ZM181 115V114H180ZM180 115H179V117H180ZM133 116H135V117H133ZM200 116H198V117H200ZM261 116V115H260ZM22 117V116H21ZM27 117V116H26ZM65 117V116H64ZM69 117V116H68ZM103 117V116H102ZM163 117V116H162ZM167 117V118H168ZM173 117H175L174 115H173ZM182 117V116H181ZM262 117H264V115H262ZM28 118V117H27ZM156 118V117H155ZM166 118V119H167ZM176 118V117H175ZM228 118V117H227ZM23 119V118H22ZM22 119H20V121L22 120ZM33 119V118H32ZM79 119V118H78ZM163 119H165V118H163ZM169 119V118H168ZM180 119H182V118H180ZM42 120V119H41ZM177 120H179V119H177L176 118V121L175 122H172L171 124H173V125H175V132H176V129H177V127H178V125H176L177 123ZM199 120V119H198ZM198 120H197V123H199L198 122ZM221 120H223V119H221ZM23 121V120H22ZM20 122L21 123V125H24V127H22L21 128V130L19 131V128H18V132H20V134L21 135H27V134H29V131H30V129H31V127L32 126H29V123L30 122ZM26 121V120H25ZM66 121V120H65ZM70 121V120H69ZM148 121L150 122V113H148L147 112V115L145 116H143V118H142V120L141 121H139V123H137L136 122V126H135V128H133V130L131 131V132H134V133H137V134H139V135H141V133H142V131L145 129V126H147L146 124H148ZM182 121H184V120H182ZM231 121V120H230ZM33 122V121H32ZM41 122V121H40ZM206 122V123H207ZM233 122L234 121H232V125L231 126H233L234 124H233ZM159 123H160V121H156V126H158V127H160L159 129L161 130L159 133H157V135L155 136V138H154V140L151 142L152 144L151 145H144L143 146V149H142V147L141 146H139V145H141V143L140 144H136V147L137 148H135V146H133L134 148H135V150H134V152H132V153H134V156L135 157H137V158H139V161H141V162H146V160H150V163H151V167H153L154 169H149V171L147 172V173H150L151 171H154V170H159V168H160V166H162L163 168H162V170L161 171H164V170H166V169H170V168H173V169H184V167H186L185 166V163H182L181 164V162L179 163L178 161H177V165H179V167L180 168H178L177 166H170V164L172 165V164H176V162L173 160V159H171V158H168L169 156H168V154L167 153H164L163 152V150H162V146L164 145V143H165V140L167 139V131H165L166 130V127L164 128V127H162V126H160L159 125ZM174 123H176V124H174ZM196 123V124H197ZM230 123V122H229ZM238 123H240V122H238ZM171 124H169V125H171ZM179 124H183L184 125V127H185V129H186V134H187V137H188V135H189V131L190 130H192L191 128H189L188 126H186L185 124H184V122L182 123V122H180ZM200 124V123H199ZM214 124V123H213ZM215 124H216V122H215ZM235 124H237V122L235 123ZM16 125V124H15ZM15 125H14V127H15ZM31 125V124H30ZM168 124H166V126H169ZM217 125V124H216ZM229 125V124H228ZM227 125V126H228ZM70 126V125H69ZM141 126V129L140 128H138V127H140ZM199 126V125H198ZM223 126V125H222ZM227 126H224V128L225 127H227ZM18 127V126H17ZM162 127V128H161ZM220 127V126H219ZM229 127V126H228ZM260 127V126H259ZM40 128H35V130L38 132V130H39ZM159 129H157V130H159ZM190 129V130H189ZM198 128H197V126H196V129L195 130H197ZM215 129H217V130H219V131H221L220 129H218V128H215ZM227 129V128H226ZM233 129V128H232ZM55 130V129H54ZM108 130H110V131H108ZM163 130V131H162ZM195 130H193V131H195ZM239 130V129H238ZM170 131V130H169ZM198 131V130H197ZM237 131V130H236ZM28 132V133H27ZM40 132V131H39ZM38 132V133H39ZM128 132V131H127ZM127 132H125V133H127ZM172 132H173V129H172ZM175 132H174V137H175ZM229 133H230V130L228 131ZM233 132V131H232ZM234 132H235V130H234ZM67 133V132H66ZM66 133H65V135H66ZM68 133H67V137H66V139L68 138ZM121 133V132H120ZM128 133H130V132H128ZM153 133H155L156 134V131H154ZM164 133V134H163ZM169 133V132H168ZM205 133V132H204ZM19 134V133H18ZM216 134H218L217 132H216ZM262 134H264L263 132H262ZM23 135V137H25ZM230 135V134H229ZM229 135H227V130H222L219 134H218V136L220 137V138H222V139H226V137H228ZM127 135L125 134V137H126ZM152 136V135H151ZM169 136V135H168ZM190 136V135H189ZM213 136V135H212ZM231 136V135H230ZM16 137V136H15ZM18 137V136H17ZM28 137V136H27ZM26 137V138H27ZM47 137V136H46ZM43 138V140H41L40 141V139H39V143L38 144H36V145H34L33 146V149L35 150V151H37V148L39 147V154H43V153H45V149H44V147L42 146L43 145V142H45L46 144H48V142H47V138ZM261 137V139L260 140H263L264 141V136L262 137V136H260ZM19 138V137H18ZM124 138V137H123ZM127 138H129V136L127 137ZM203 138V137H202ZM206 138V137H205ZM256 138V137H255ZM69 139V140H70ZM204 139V138H203ZM252 139V138H251ZM17 140V139H16ZM51 140V139H50ZM145 140V139H144ZM169 140V139H168ZM190 140V139H189ZM199 140H200V138H199ZM242 140V139H241ZM20 141V140H19ZM53 141V140H52ZM63 141V140H62ZM65 141V140H64ZM63 141V142H64ZM67 141V140H66ZM122 141V140H121ZM124 141H125V139H124ZM134 141V140H133ZM187 141V138H186V140L183 142V143H185ZM201 141V140H200ZM229 141V140H228ZM87 142H89V143H91L93 146H95L97 149H98V151L100 150V149H104V148H110V149H108V151H107V153L104 151V150H101V152H100V154L99 153H97V155L96 156H93L94 155V153H93V155L90 153V145L87 143ZM189 142V141H188ZM208 142V141H207ZM211 142V141H210ZM210 142H208V143H205V144H203V145H201V149H199V151L201 150L202 152H203V154L205 155V154H209V153H211L210 151H211V149L212 148H214L213 147V144L211 145L210 144ZM225 142H226V140H225ZM239 142V141H238ZM252 142V141H251ZM132 143V142H131ZM231 143H233V142H231ZM242 143V142H241ZM254 143H256V142H254ZM262 143H264V142H262ZM25 144V143H24ZM24 144L22 143V145H23V147H24ZM50 144V143H49ZM120 144V143H119ZM149 144H150V142H149ZM175 144V143H174ZM173 144V145H174ZM182 144V143H181ZM181 144H175V145H181ZM230 144V143H229ZM235 144V143H234ZM245 144V143H244ZM250 144V143H249ZM253 143H251V145H252ZM258 144H260V143H258ZM129 145V144H128ZM199 145V144H198ZM220 145V144H219ZM225 145L226 144H224L223 146V148H225ZM233 144H231V149H232V147H234V145L232 146ZM236 145V144H235ZM238 145H239V143H238ZM56 146V145H55ZM54 146V144H53V147H55ZM85 147V149L86 150H84L83 148H81V147ZM139 146V147H138ZM212 146V147H211ZM216 146H218V145H216ZM241 146V145H240ZM239 146V147H240ZM245 145H243L242 147H244ZM70 147L72 148V145L70 144ZM252 147H253V145H252ZM21 148V147H20ZM230 148V147H229ZM238 148V147H237ZM245 149H246V146L244 147ZM57 149V148H56ZM133 149V148H132ZM244 149V150H245ZM253 150L251 151V153H248L247 152V157H248V159H249V156H250V154L252 155V157L249 159V160H251L252 162H254L253 160H255L256 158H257V156L259 157L260 155H262V154H264L263 153V151L262 150H264V145H258V146H256L255 144H254V147L252 148ZM255 149V150H254ZM12 150V149H11ZM26 150V149H25ZM32 150V149H31ZM144 150V151H143ZM145 150H147V152H146V154L144 153L145 152ZM227 150V149H226ZM241 150V149H240ZM239 150V151H240ZM257 150V151H256ZM55 151V150H54ZM132 151V150H131ZM130 151V152H131ZM149 151V152H148ZM215 151V150H214ZM232 151V150H231ZM242 151V150H241ZM249 151V152H250ZM19 152H21V151H19L18 150V153ZM236 152H238V151H236ZM253 152V153H252ZM56 153V152H55ZM96 153V152H95ZM198 153V152H197ZM241 153V152H240ZM246 153V152H245ZM41 154V155H42ZM121 154V153H120ZM145 154V155H144ZM242 154H244V153H242ZM241 154V155H242ZM14 155V154H13ZM35 155H37V154H35ZM112 155V156H113ZM199 155V154H198ZM203 155V156H204ZM236 156H237V154H235ZM234 155V156H235ZM245 155V154H244ZM12 156V155H11ZM44 156H46V155H44ZM43 156V157H44ZM59 156V155H58ZM122 156V155H121ZM154 156L156 157V158H154ZM230 156H233V155H231L230 154ZM34 157H36V156H34ZM41 157V156H40ZM39 157V158H40ZM60 157V156H59ZM226 157V156H225ZM224 157V158H225ZM229 157V156H228ZM261 157V156H260ZM42 158V157H41ZM199 158L201 159L202 158V156H199ZM231 158V157H230ZM234 158V157H233ZM7 159V158H6ZM105 159H106V162H104L105 161ZM227 159V158H226ZM242 159V158H241ZM243 159H245L246 160V162H247V160L248 159H246V158H243ZM259 159V158H258ZM256 160L257 162L259 161V160ZM261 159V158H260ZM45 160V159H44ZM89 160V161H88ZM229 159H227V161H228ZM36 161V160H35ZM35 161H33V162H35ZM57 161V160H56ZM125 161V162H124ZM158 161V162H157ZM36 162H39L38 160L36 161ZM108 162V163H107ZM134 162V161H133ZM204 162V161H203ZM208 162V161H207ZM249 162V161H248ZM40 163V162H39ZM106 163L107 164H109V165H107L106 166ZM148 162H146L145 164H147ZM149 163V164H150ZM250 163V162H249ZM11 164V163H10ZM35 164V163H34ZM98 164H103V170H97L96 171V168H98ZM202 164V163H201ZM21 165V164H20ZM33 165V164H32ZM128 165V166H129ZM142 165V164H141ZM214 165V164H213ZM256 165H258L257 163H256ZM260 165V164H259ZM55 166V165H54ZM67 166V165H66ZM114 168H113V167ZM126 166V165H125ZM246 166H248V164L246 165ZM12 167V166H11ZM31 166H29V168L28 169H26V173H28V175H31V176H33V175H35V176H33L32 178H34V179H30V181L31 180H35L36 179V172H35V170H37L36 168H34L35 170H34V173H32V169L30 168ZM110 167V168H109ZM177 167V168H176ZM225 167V166H224ZM258 167H260V166H258ZM33 168V167H32ZM51 168V167H50ZM129 168H133V167H129ZM141 168V167H140ZM143 168V167H142ZM149 168V167H148ZM257 168V167H256ZM262 168V167H261ZM261 168H260V170H261ZM12 169V168H11ZM31 169V170H30ZM124 169V168H123ZM210 169V168H209ZM244 169H248V168H244ZM253 169V168H252ZM255 169V168H254ZM258 169V168H257ZM256 169V170H257ZM13 170H14V167H13ZM87 170H89V169H87ZM136 170V169H135ZM139 170V169H138ZM137 170V171H138ZM140 170H145V167H144V169H140ZM146 170H147V168H146ZM263 170V169H262ZM16 171V170H15ZM46 171H47V169H46ZM132 171H134L133 169H132ZM168 171V170H167ZM192 171V170H191ZM195 171H197V170H195ZM247 171H249V170H247ZM136 172V171H135ZM158 172V171H157ZM170 172V171H169ZM168 172V173H169ZM252 172V171H251ZM254 172H255V170H254ZM42 173V171L40 172V174ZM47 173V172H46ZM138 173V172H137ZM165 173V172H164ZM163 173V174H164ZM168 173H167V176H168ZM215 173V172H214ZM231 173H233V172H231ZM10 174H11V172H10ZM13 174V173H12ZM33 174V175H32ZM37 174H38V172H37ZM39 174V175H40ZM82 174V173H81ZM143 174V173H142ZM144 174H145V172H144ZM175 174V172L174 173H172V175H174ZM176 174H178V173H176ZM183 174V173H182ZM181 174V175H182ZM213 174V173H212ZM257 174H260V173H257ZM38 175V176H39ZM46 175H48V174H46ZM45 175V177H43V179L44 180H46L47 182H45V183H47L48 184V188H49V190L47 189L46 191H45V189H41V187H44V186H42V185H38L39 187L37 188V190L36 191H34L33 192V197H34V199H36L35 197H36V195H37V193L39 192L40 194H43V198L45 197V194L47 193V194H50L49 192H52V191H57L58 189H61L62 188V185H58L56 182H51V184H49L48 183V179L46 178L47 176ZM129 175V174H128ZM179 175V174H178ZM177 175V176H178ZM191 177H193L191 174H189ZM188 175V176H189ZM236 175V174H235ZM252 175H254V174H252ZM16 176V175H15ZM76 176V175H75ZM78 176V175H77ZM134 176H136V175H134ZM166 176V177H167ZM176 176V177H177ZM234 176V175H233ZM261 176V175H260ZM64 177V176H63ZM90 177V178H89ZM147 177V176H146ZM181 177V176H180ZM184 177V176H183ZM187 177V176H186ZM191 177H189V178H191ZM218 177V176H217ZM50 179H51V177H49ZM75 178V177H74ZM107 178V179H106ZM131 178V179H130ZM151 178V177H150ZM175 178V177H174ZM179 178V177H178ZM177 178V179H178ZM199 178V177H198ZM57 179V178H56ZM81 179V178H80ZM139 178H137V176H136V178L135 177H132V176H128V179L127 180H131L130 182H131V184H134L136 181H140V180H138ZM176 179V178H175ZM219 179V181H222V180H220V178H218ZM8 180V179H7ZM41 180V179H40ZM40 180H38V181H40ZM60 180V179H59ZM105 180H106V182H105ZM174 180V179H173ZM22 181H24V180H22ZM29 181V182H30ZM36 181V180H35ZM38 181H37V183H38ZM61 181V180H60ZM262 181V180H261ZM260 181V182H261ZM8 182V181H7ZM28 182V181H27ZM62 182V181H61ZM154 182V181H153ZM174 182H175V184L177 183V184H179L180 183V181H175L174 180ZM215 182V181H214ZM259 182V183H260ZM34 183V182H33ZM60 183V182H59ZM111 183L113 184V186L112 187H109V185L111 186ZM114 183H115V187H114ZM138 183V182H137ZM136 183V184H137ZM142 183V182H141ZM144 183V182H143ZM186 183V182H185ZM190 183H192V185H194V183L193 182H190ZM108 184V185H107ZM167 184V183H166ZM180 184H183L184 185V183H180ZM180 184H179V186H180ZM196 184V183H195ZM30 185V184H29ZM35 185V184H34ZM186 185V184H185ZM184 185V186H185ZM199 185H201V183H198V186H197V184H196V189H191V192H189L188 194H189V196H190V194H194V195H196V197H197V195H198V192H197V190H198V187H199ZM221 185V184H220ZM18 186V185H17ZM26 186V185H25ZM33 186V185H32ZM36 186V185H35ZM102 186H104V187H102ZM171 186V185H170ZM179 186H177L176 188H178ZM222 186V185H221ZM245 186V185H244ZM249 186H251V185H249ZM29 187V186H28ZM156 187H157V189H159V187H160V184L158 183L157 185H155V189H156ZM201 187V186H200ZM199 187V188H200ZM203 188H204V186H202ZM201 187V188H202ZM218 187V186H217ZM246 187H248V185L246 186ZM19 188V187H18ZM17 187H15L14 188V190H19ZM74 188V187H73ZM92 188V189H91ZM131 188V187H130ZM135 188V187H134ZM175 188V189H176ZM220 188V187H219ZM219 188H217V189H219ZM224 188V187H223ZM244 188V187H243ZM242 188V189H243ZM170 189V188H169ZM168 189V190H169ZM179 189V188H178ZM204 189H206V190H208L209 191V189L208 188H204ZM228 189V188H227ZM244 189H246V188H244ZM251 189H252V187H251ZM82 190H83V188H82ZM86 190H88V189H86ZM262 190V189H261ZM261 190H259V191H261ZM263 190H264V187H263ZM61 191V190H60ZM83 191H85V190H83ZM82 191V192H83ZM153 191V190H152ZM173 191V190H172ZM171 191V192H172ZM176 191V190H175ZM221 191H222V189H221ZM243 191V190H242ZM245 191V190H244ZM158 192V191H157ZM224 192V191H223ZM227 192V191H226ZM21 193V192H20ZM57 193V197H58V201L59 200H64L63 199V193H61V192H56ZM84 193H86V192H84ZM166 193L167 192H165L164 194H165V197H167L166 196ZM173 193V192H172ZM172 193H169L168 192V194H172ZM175 193V192H174ZM179 193V192H178ZM210 193V192H209ZM219 193V192H218ZM234 193V192H233ZM238 193V192H237ZM28 194H29V192L24 196V198L23 199H25L27 196H28ZM32 194V193H31ZM46 194V195H47ZM78 194V193H77ZM148 194V193H147ZM167 194V195H168ZM223 194V193H222ZM21 195V194H20ZM149 195V194H148ZM173 195V194H172ZM22 196V195H21ZM83 196V195H82ZM192 196V195H191ZM190 196V197H191ZM209 196H210V194H209ZM220 196V195H219ZM221 196H223V195H221ZM244 196V195H243ZM246 196V195H245ZM23 197V196H22ZM88 197H90L91 198V196H88ZM164 197V198H165ZM169 197H172V196H169ZM177 197H178V195H177ZM46 198V197H45ZM221 198V197H220ZM228 198H229V196H228ZM243 198V197H242ZM23 199H21L23 202L25 201V200H23ZM37 199H38V197H37ZM36 199V200H37ZM56 199V198H55ZM92 199V198H91ZM91 199H89V202H90V200ZM97 199V198H96ZM101 199V198H100ZM192 199V198H191ZM173 200V199H172ZM199 200V201H198ZM194 199L193 200V205L195 206V209H196V207H199V205H200V203H202V198L201 199ZM223 200V199H222ZM250 200V199H249ZM42 200H40V202H41ZM118 201V203H115V202H117ZM145 201H147L146 199H145ZM145 201H143V204L141 203L140 205H146L147 203L145 202ZM167 201V200H166ZM192 201V200H191ZM246 201V200H245ZM251 201V200H250ZM73 202V201H72ZM92 202V201H91ZM90 202V203H91ZM107 202H111L110 203V205H109V207L107 206ZM159 202V201H158ZM161 202V201H160ZM25 203V202H24ZM190 203V202H189ZM109 204V203H108ZM139 204V203H138ZM203 204V203H202ZM243 204V203H242ZM245 204V203H244ZM62 205V204H61ZM74 205V204H73ZM73 205H71V206H73ZM159 205H161V204H159ZM63 207H65V205H62ZM141 206V207H142ZM176 206H177V203H176ZM192 206V205H191ZM205 205L203 204V207H204ZM257 206H258V204H257ZM260 206V205H259ZM68 207V206H67ZM73 207H75V206H73ZM72 207V208H73ZM80 207V206H79ZM202 207V208H203ZM207 207V206H206ZM102 208V207H101ZM154 208V206L153 207H151V210ZM247 208V207H246ZM257 208V207H256ZM65 209V208H64ZM109 209L110 210H114L113 212H111V211H109ZM147 209H150V208H147L146 206H145V210H146V212H147ZM210 209V208H209ZM244 209V208H243ZM252 209V208H251ZM67 210V209H66ZM98 210V209H97ZM99 210H101V209H99ZM151 210H148V211H151ZM154 210V209H153ZM255 210V209H254ZM65 211V210H64ZM64 211H63V213H64ZM69 211V210H68ZM248 211V210H247ZM66 212V211H65ZM70 212V211H69ZM72 212V211H71ZM93 212V211H92ZM152 212V211H151ZM199 212V211H198ZM198 212H196L195 214H193V215H191L194 219L197 217V213ZM104 213V216H109V215H106ZM150 213V212H149ZM148 212H147V215L149 214ZM241 213V212H240ZM78 214V213H77ZM102 214V213H101ZM146 214V213H145ZM144 214V215H145ZM76 215V214H75ZM146 215V216H147ZM158 215V214H157ZM165 215V214H164ZM163 215V216H164ZM219 215V214H218ZM218 215H216V216H218ZM27 216V215H26ZM74 216V215H73ZM72 216V217H73ZM103 216V215H102ZM190 216V217H191ZM18 217V216H17ZM143 217V216H142ZM192 218V220H193V222H194V219ZM201 219V218H200ZM199 219V220H200ZM215 219H216V217H215ZM235 219V218H234ZM74 220H77V223H76V225L78 224V225H80V221H81V219H79V218H76L75 217V219ZM102 220V219H101ZM136 220V219H135ZM142 220V219H141ZM216 220H218V219H216ZM112 221V220H111ZM196 221V220H195ZM202 221V220H201ZM231 221V220H230ZM82 222V221H81ZM108 222V221H107ZM189 222V221H188ZM192 222V221H191ZM209 222V221H208ZM234 223H235V220L233 221ZM186 223V222H185ZM201 223V222H200ZM110 224V223H109ZM207 224V223H206ZM212 224H213V228H211V230H210V233L207 231V228L205 229L206 230V234L208 235V238H209V240L207 239L206 241L208 242V243H206L207 245L208 244H210V243H217L216 241L219 239L220 241H225L226 243L227 242H229V243H231V244H234V246L236 247V248H240L241 246H242V244H241V242H239V240L238 239H240V238H237L236 236H234V235H231V234H226L225 236H228V238H226V239H224L223 240V236L222 237H220V238H218V239H216L215 237H214V234H211V232H212V229H213V232L215 233V231L219 228V227H222V228H225V224L223 223V224H221V225H218L219 224V222H212V221H210L208 224H207V226L209 227V226H212ZM233 224V223H232ZM237 224V223H236ZM245 224H252L253 226L255 225V223H253V222H250V223H246L245 222ZM117 225V224H116ZM256 225H257V222H256ZM115 226V225H114ZM137 226V225H136ZM234 226V225H233ZM77 228H78V226H76ZM120 227V226H119ZM125 227V226H124ZM191 227V226H190ZM194 227H196V225L195 226H192V228L193 229H191L192 231L193 230H195L194 229ZM199 227V226H198ZM84 228V227H83ZM110 228V227H109ZM108 228V229H109ZM165 228V227H164ZM197 228V227H196ZM241 229H243L244 231H242L241 230V232L243 233V235L244 236H247V237H253V241L254 242H264V239H262V238H260V239H256V238H254V237H258V236H256L257 235V233H256V235L254 234V232L252 233V234H250V229L249 230H245V228H243V227H240ZM249 228V227H248ZM86 229V228H85ZM112 229H113V227H112ZM123 229H125V228H123ZM198 229V228H197ZM237 229V228H236ZM263 229V228H262ZM78 230V229H77ZM82 230V229H81ZM84 230V229H83ZM114 230H116V229H114ZM129 230V229H128ZM151 230V229H150ZM167 230V229H166ZM169 230V229H168ZM226 230H228V229H226ZM239 230V229H238ZM252 230L253 231H259L258 229H255V227L254 228H252ZM109 231V230H108ZM113 231V230H112ZM120 231V230H119ZM162 231L164 232V230L162 229ZM189 231V230H188ZM63 232V231H62ZM116 232V231H115ZM121 232H123V231H121ZM129 232V231H128ZM133 232V231H132ZM135 232V231H134ZM133 232V233H134ZM172 232H173V230H172ZM194 232H196V231H194ZM197 232H200V230L198 229L197 230ZM196 232V233H197ZM212 232V233H213ZM104 233H106V232H104ZM111 233V232H110ZM166 233V232H165ZM171 233V232H170ZM202 233V232H201ZM209 233V234H208ZM234 233V232H233ZM259 234H261L260 232H258ZM72 234V233H71ZM84 234V233H83ZM116 234V233H115ZM160 234H162V233H160ZM198 234V233H197ZM196 234V235H197ZM258 234V235H259ZM118 235V234H117ZM172 235V234H171ZM174 235V234H173ZM123 236V235H122ZM121 236V237H122ZM150 236V235H149ZM162 236V235H161ZM206 236V235H205ZM82 237V236H81ZM99 237H101V236H99ZM104 237H106V236H104ZM148 237V236H147ZM162 237H164V236H162ZM178 237V236H177ZM246 237V238H247ZM112 239H110V241H112L113 242V244L115 243V241L114 240H117V238L116 237H111ZM143 238L144 239H147V238H145L144 237V235L142 236V239H141V237H140V239H141V241L143 240ZM148 238H150V237H148ZM199 238H197V236H194V238L191 240V246H194V245H197V243L198 242H200L199 240H198ZM15 240V239H14ZM135 240H137V241H139L138 239H135ZM163 240V239H162ZM244 240V239H243ZM65 241V240H64ZM130 241H132L131 239H130ZM130 241H129V243H127L126 245H124L123 247H121L122 246V242H120L121 244H119L118 245V247L119 248H117V250L113 253H111V252H107V251H109L112 247L111 246H107L108 245V242L109 241H107L106 240V242H102L101 240L99 241H96V242H94V244H92V245H90L92 248H93V246L97 249L96 250V252L97 253H95V254H98V256H100V255H104V254H106V252L108 253V254H106V257L109 259V261L108 262H106V261H104V260H100V262L98 263V264H122V263H127V262H133V264H134V258L136 257V262H139L140 260H139V257L141 256L140 254H139V251H142L143 250V246H140V243H137V244H134L133 245V242L130 244ZM148 241V240H147ZM154 241V240H153ZM165 241V240H164ZM76 243V242H75ZM88 243V242H87ZM87 243H85V244H87ZM58 244V243H57ZM65 244V243H64ZM118 244V243H117ZM116 244V245H117ZM148 244V243H147ZM174 244V243H173ZM218 244V243H217ZM66 245V244H65ZM206 245V246H207ZM219 245H221V244H219ZM80 246V245H79ZM82 246V245H81ZM222 246V245H221ZM91 247H89V248H91ZM190 247V246H189ZM223 247H225V246H223ZM82 248V247H81ZM114 248H116V247H113V249ZM152 248H153V246H152ZM157 248H159V247H157ZM156 248V249H157ZM164 248V247H163ZM226 248V247H225ZM83 249H84V247H83ZM244 249V248H243ZM262 250V249H261ZM92 251H93V249H92ZM91 251V252H92ZM117 251H118V254H117ZM251 251H252V249H251ZM89 252V251H88ZM159 252V251H158ZM204 252H205V249H204ZM137 253L140 255H138V256H136L137 255ZM255 253V255L254 256H259L260 257V264H261V255H260V253H258L257 251H255L254 252ZM90 254V253H89ZM204 254V253H203ZM238 255V254H237ZM95 256H97V255H95ZM238 256H240V255H238ZM262 256H264V255H262ZM101 257V256H100ZM202 257H203V255H202ZM241 257V256H240ZM246 257V256H245ZM104 258V257H103ZM219 258H221V257H216V259L219 261ZM243 258V257H242ZM253 258V257H252ZM63 259V258H62ZM244 259V258H243ZM138 260V261H137ZM245 260V259H244ZM255 260V259H254ZM257 260V259H256ZM71 261H72V259H71ZM97 261V260H96ZM85 262V261H84ZM202 262H203V260H202ZM245 262L247 263V261L245 260ZM65 263V262H64ZM76 263V262H75ZM88 263V262H87ZM204 263V262H203ZM61 264H63V262L61 263ZM71 264V263H70ZM205 264V263H204ZM218 264H219V262H218ZM248 264V263H247Z\"/></svg>", "mask_w": 264, "mask_h": 264}, {"label": "water", "instance_id": "3", "mask_svg": "<svg viewBox=\"0 0 264 264\" xmlns=\"http://www.w3.org/2000/svg\"><path fill=\"white\" fill-rule=\"evenodd\" d=\"M143 6H151L154 4H160L163 6L169 15L170 20L175 22H187L192 15L191 6L179 2H169L164 0H130ZM97 23L105 24L109 22V18L106 16H98L96 18ZM168 38L176 37L175 34L167 35ZM206 46L205 41H201L198 45L199 50H203ZM210 54L214 57H221V53L218 49L212 48ZM248 60H260L264 58V39L253 40L250 42L248 49L244 54ZM143 70L150 68V64L145 62L142 66ZM162 75L173 78L176 77L177 72L175 68L169 66H162L159 69ZM205 71H197L194 74L195 80H201L206 77ZM234 73L231 70H223L219 78L224 81L233 79ZM154 100H159L158 96L154 97ZM183 108L187 112H191L195 108H199L206 113L210 120H214L217 116L223 114L227 110L225 96L221 92H209L203 94H194L190 98H186L183 101ZM131 110H119L114 104H110L102 117L103 127L107 129H120L128 126L131 123ZM198 120L197 115H190L184 120V124L191 128L196 129V123ZM176 118L171 116L166 124L175 122ZM187 138L186 129L184 125H179L173 137V143L181 144ZM88 180L87 175L84 177V182ZM219 258V261L216 257ZM202 260L205 264H247L245 260L238 256L235 252L225 248L217 243H210L205 247Z\"/></svg>", "mask_w": 264, "mask_h": 264}, {"label": "crops", "instance_id": "4", "mask_svg": "<svg viewBox=\"0 0 264 264\" xmlns=\"http://www.w3.org/2000/svg\"><path fill=\"white\" fill-rule=\"evenodd\" d=\"M159 39V38H158ZM181 105H182V103H181ZM135 107V106H134ZM127 129V128H126ZM106 130V129H105ZM122 130V129H121Z\"/></svg>", "mask_w": 264, "mask_h": 264}]
</instances>
